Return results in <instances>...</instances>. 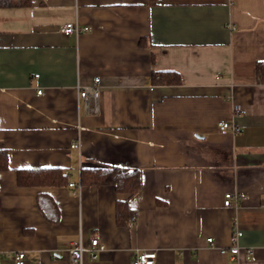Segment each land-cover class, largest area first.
<instances>
[{
    "label": "crops",
    "instance_id": "0c3cea01",
    "mask_svg": "<svg viewBox=\"0 0 264 264\" xmlns=\"http://www.w3.org/2000/svg\"><path fill=\"white\" fill-rule=\"evenodd\" d=\"M68 22L87 30L65 36ZM257 62L264 0H30L0 8V149L9 169L0 172V264H14L17 252L25 264H71L72 243L91 238L106 251L83 264H129L144 251L157 252L154 264H264ZM153 72H174L181 84L155 85ZM84 86L99 89L97 101L80 97ZM223 121L240 133L220 134ZM106 166L139 170L141 189L128 198L80 184L81 169ZM54 168L67 184H17L16 170ZM227 192L249 196L225 207ZM40 193L56 203L57 223L38 210ZM127 198L130 227L115 219L116 201Z\"/></svg>",
    "mask_w": 264,
    "mask_h": 264
},
{
    "label": "trees",
    "instance_id": "16d2710c",
    "mask_svg": "<svg viewBox=\"0 0 264 264\" xmlns=\"http://www.w3.org/2000/svg\"><path fill=\"white\" fill-rule=\"evenodd\" d=\"M30 0H0V8L27 7ZM26 5V6H25ZM256 72L264 81V62H257ZM153 84L160 86L180 85V76L174 72H153ZM7 151L0 149V172L8 169ZM20 187H59L67 184V175L62 169H20L16 170ZM83 186H111L116 193L134 196L142 187L141 172L137 169L106 166L103 168H83L80 171ZM128 198L116 201L115 219L119 226L130 227L135 220V212L129 207ZM37 208L49 223H57L59 210L53 199L46 193L37 196Z\"/></svg>",
    "mask_w": 264,
    "mask_h": 264
},
{
    "label": "built area",
    "instance_id": "2783aa9c",
    "mask_svg": "<svg viewBox=\"0 0 264 264\" xmlns=\"http://www.w3.org/2000/svg\"><path fill=\"white\" fill-rule=\"evenodd\" d=\"M87 27L80 26L77 22H68L64 24L61 28V33L65 36H69L72 34H79L80 32L86 31ZM94 82L97 84L99 82L98 78H95ZM40 94V91L37 92ZM80 97L87 98L91 97L94 101H97L99 96V89L97 87L92 86H84L80 89ZM217 128L220 134H239L240 128L226 121L219 122L217 124ZM78 144H71V148H77ZM70 187L74 186L73 184H69ZM248 194L244 192H227L223 196V206L230 207L232 205H236L239 200H246L248 198ZM241 235V233L237 230L233 233V240L236 241L237 238ZM207 242L210 245H213L212 239L208 238ZM106 251V247L103 243H101L98 239L91 238L88 242H83L81 239L78 242L72 243L71 248L68 251V261L71 264H83L85 260L89 261H97L101 258V255ZM221 253H226L225 250L221 249ZM229 252L231 255H238L239 248L237 245H233ZM246 255H252L251 250H246ZM157 257L156 251H144L138 253L134 260H132L129 264H154ZM14 264H25V254L23 252H17L13 256Z\"/></svg>",
    "mask_w": 264,
    "mask_h": 264
}]
</instances>
